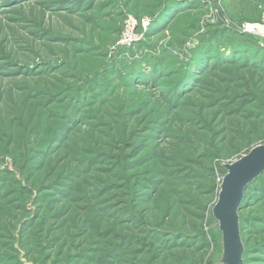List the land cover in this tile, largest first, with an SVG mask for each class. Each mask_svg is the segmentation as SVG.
<instances>
[{
	"label": "rangeland",
	"instance_id": "obj_1",
	"mask_svg": "<svg viewBox=\"0 0 264 264\" xmlns=\"http://www.w3.org/2000/svg\"><path fill=\"white\" fill-rule=\"evenodd\" d=\"M261 145L264 0H0V264H221ZM238 217L264 264V172Z\"/></svg>",
	"mask_w": 264,
	"mask_h": 264
},
{
	"label": "water",
	"instance_id": "obj_2",
	"mask_svg": "<svg viewBox=\"0 0 264 264\" xmlns=\"http://www.w3.org/2000/svg\"><path fill=\"white\" fill-rule=\"evenodd\" d=\"M227 174L213 208L222 235L221 264H243L238 210L246 186L264 172V145L254 147L246 156L226 165Z\"/></svg>",
	"mask_w": 264,
	"mask_h": 264
},
{
	"label": "bare ground",
	"instance_id": "obj_3",
	"mask_svg": "<svg viewBox=\"0 0 264 264\" xmlns=\"http://www.w3.org/2000/svg\"><path fill=\"white\" fill-rule=\"evenodd\" d=\"M249 30H250V29H249ZM249 30H248V31H249ZM253 30H254V29H253Z\"/></svg>",
	"mask_w": 264,
	"mask_h": 264
}]
</instances>
